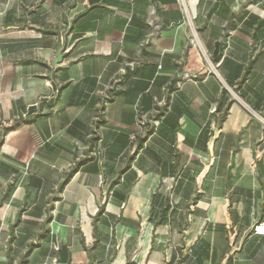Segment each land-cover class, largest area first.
I'll return each instance as SVG.
<instances>
[{
    "label": "crops",
    "instance_id": "obj_1",
    "mask_svg": "<svg viewBox=\"0 0 264 264\" xmlns=\"http://www.w3.org/2000/svg\"><path fill=\"white\" fill-rule=\"evenodd\" d=\"M261 221L264 0H0V264H264Z\"/></svg>",
    "mask_w": 264,
    "mask_h": 264
},
{
    "label": "built area",
    "instance_id": "obj_2",
    "mask_svg": "<svg viewBox=\"0 0 264 264\" xmlns=\"http://www.w3.org/2000/svg\"><path fill=\"white\" fill-rule=\"evenodd\" d=\"M39 102L33 104L31 106L30 109L34 108V109H38L39 108ZM29 109V108H28ZM29 110H27L26 112H24L20 117H17L16 120H24L27 118L28 114H29ZM139 125L142 126L143 128H147L146 132H150L152 130H154L157 126H158V121L156 119L153 118H147L146 116H142L139 120ZM135 135H131L129 138V141L131 143L135 142ZM134 144V143H133ZM254 233L257 235H264V221L258 222L255 226H254Z\"/></svg>",
    "mask_w": 264,
    "mask_h": 264
},
{
    "label": "trees",
    "instance_id": "obj_3",
    "mask_svg": "<svg viewBox=\"0 0 264 264\" xmlns=\"http://www.w3.org/2000/svg\"><path fill=\"white\" fill-rule=\"evenodd\" d=\"M73 171H74V169H72L68 174H67V176H66V178H65V181H66V179L73 173ZM12 240V235L10 236V240H9V242Z\"/></svg>",
    "mask_w": 264,
    "mask_h": 264
}]
</instances>
